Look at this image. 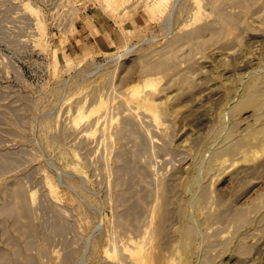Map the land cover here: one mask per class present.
Segmentation results:
<instances>
[{"label": "rangeland", "instance_id": "1", "mask_svg": "<svg viewBox=\"0 0 264 264\" xmlns=\"http://www.w3.org/2000/svg\"><path fill=\"white\" fill-rule=\"evenodd\" d=\"M0 264H264V0H0Z\"/></svg>", "mask_w": 264, "mask_h": 264}]
</instances>
